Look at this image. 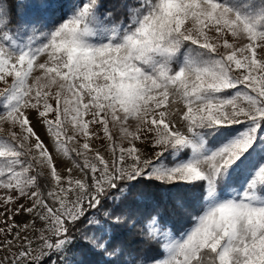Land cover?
I'll return each mask as SVG.
<instances>
[{
    "label": "snow or ice",
    "instance_id": "1",
    "mask_svg": "<svg viewBox=\"0 0 264 264\" xmlns=\"http://www.w3.org/2000/svg\"><path fill=\"white\" fill-rule=\"evenodd\" d=\"M57 10L0 7V264H264V0Z\"/></svg>",
    "mask_w": 264,
    "mask_h": 264
},
{
    "label": "trees",
    "instance_id": "2",
    "mask_svg": "<svg viewBox=\"0 0 264 264\" xmlns=\"http://www.w3.org/2000/svg\"><path fill=\"white\" fill-rule=\"evenodd\" d=\"M0 7H3L4 10L8 13V19L10 20L8 27L11 29H16L21 24V19L26 5L22 2V0H2V4H0ZM155 199L159 203V211L169 222V226L175 225L176 228L181 230L189 226V217L187 216V214L176 207L174 199L161 193H157ZM129 200L135 201L134 206L139 209L138 215L146 211L144 204L137 199V195L135 192L132 193V195L129 197ZM187 204L189 208L195 206L196 200L194 192L188 195ZM139 227L140 225L137 226V228ZM139 240L140 237L136 234V232H133L131 236L126 238L125 242L130 246L142 248L145 253L151 254L148 248H143L142 245L137 243V241ZM78 259L86 261V264H99L101 258L91 253L82 252Z\"/></svg>",
    "mask_w": 264,
    "mask_h": 264
},
{
    "label": "rangeland",
    "instance_id": "3",
    "mask_svg": "<svg viewBox=\"0 0 264 264\" xmlns=\"http://www.w3.org/2000/svg\"><path fill=\"white\" fill-rule=\"evenodd\" d=\"M22 2L26 5V8L21 19V24H25L26 22H36L39 24V22H47L49 18H58L60 15V12L57 10L58 5L67 3L68 0H22ZM46 3L53 4V7L45 8L44 5Z\"/></svg>",
    "mask_w": 264,
    "mask_h": 264
}]
</instances>
